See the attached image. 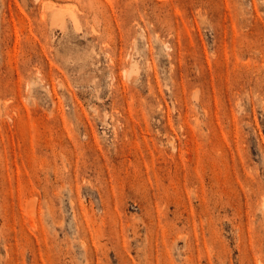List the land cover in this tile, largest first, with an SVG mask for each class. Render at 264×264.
<instances>
[{
	"label": "rangeland",
	"instance_id": "obj_1",
	"mask_svg": "<svg viewBox=\"0 0 264 264\" xmlns=\"http://www.w3.org/2000/svg\"><path fill=\"white\" fill-rule=\"evenodd\" d=\"M0 264H264V0H0Z\"/></svg>",
	"mask_w": 264,
	"mask_h": 264
},
{
	"label": "bare ground",
	"instance_id": "obj_2",
	"mask_svg": "<svg viewBox=\"0 0 264 264\" xmlns=\"http://www.w3.org/2000/svg\"><path fill=\"white\" fill-rule=\"evenodd\" d=\"M51 7H52V3H48V5L46 6L47 9H50ZM52 12H53V19L57 20L58 22H59L60 19H61L60 21L62 22V18L64 17V15L66 13H68L66 15L69 16V20H71L72 22H76L77 21L76 16L74 14H72L71 11L66 12V11H62V10H52Z\"/></svg>",
	"mask_w": 264,
	"mask_h": 264
}]
</instances>
